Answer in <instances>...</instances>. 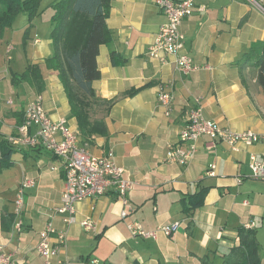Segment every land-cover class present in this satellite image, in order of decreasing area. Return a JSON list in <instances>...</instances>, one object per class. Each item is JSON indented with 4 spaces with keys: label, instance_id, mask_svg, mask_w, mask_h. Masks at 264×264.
<instances>
[{
    "label": "crops",
    "instance_id": "crops-1",
    "mask_svg": "<svg viewBox=\"0 0 264 264\" xmlns=\"http://www.w3.org/2000/svg\"><path fill=\"white\" fill-rule=\"evenodd\" d=\"M194 6L179 28L185 52L200 68L184 74L173 58L148 55L166 21L154 0H112L106 24L113 39L99 49L101 76L93 83L96 97L111 103L106 115L101 110L96 114L104 119L107 136L88 143L70 115L60 81L45 65L52 55L50 20L41 30L34 26L32 39L30 30L25 34L26 25L23 50H7L14 56L5 72L0 69V161L7 145L13 152L9 164L0 162V245L12 264H44L35 248L47 223L66 233V247L56 264H221V255L238 245V231L246 224L256 231L264 264V182L252 179L249 168L251 154L257 159L264 155V140L239 145L237 151L222 142L208 149L200 140L190 163L166 162L171 147L187 148L179 143V133L196 108L222 128L264 132V91L257 83L256 62L243 60L253 44L264 42V12L244 0H194ZM28 66L40 71L39 90L32 79L11 81V74L21 76ZM162 90L170 95L165 106L159 101ZM36 94L53 121L65 120L78 146L95 157L112 152L115 165L133 183L125 202L109 187L95 200L78 202L73 222L64 224L63 215L55 211L65 189L60 160L41 145L9 142ZM35 130L30 127V133ZM210 165L216 166L213 176L207 174ZM22 174L34 185L25 190L23 228L18 233L13 208ZM88 220L91 230L82 226ZM176 222L170 237L158 233L143 239L127 229L139 223L154 231Z\"/></svg>",
    "mask_w": 264,
    "mask_h": 264
},
{
    "label": "built area",
    "instance_id": "built-area-1",
    "mask_svg": "<svg viewBox=\"0 0 264 264\" xmlns=\"http://www.w3.org/2000/svg\"><path fill=\"white\" fill-rule=\"evenodd\" d=\"M258 10L264 12L261 0H244ZM155 6L162 12L166 21L160 26L154 41L148 50L151 58H159L164 54L173 58L177 68L184 74L197 71L200 66L187 55L184 49V36L180 32L183 18L189 17L195 9L194 0H154ZM11 48H8V52ZM170 95L166 90L159 94L161 105L169 103ZM36 130L30 133V127ZM204 140L207 148H212L216 142L227 144L233 151L239 145L251 146L264 140V132L255 133L250 130L233 131L220 127L216 122L204 118L200 108L190 111L185 127L179 133V143L187 144L186 149L180 147L170 148L166 162L179 165L190 163L197 153V142ZM12 145L36 147L41 145L56 156L65 175V189L60 205L55 210L63 215L65 225H70L74 220L75 205L85 199L95 200L105 194L107 188L112 187L125 202V194L133 183L126 177L123 168L115 165L112 152L105 156L91 155L85 146H78L77 137L66 125L65 120L53 121L45 112L43 98L40 94L34 95L27 103L23 114V121L18 127L16 136L9 138ZM215 165H210L207 174L215 175ZM249 168L254 180L264 182V155L257 159L255 155L249 156ZM34 185V180L22 174L14 199V229L21 233L23 228L22 213L25 208V190ZM121 218L126 217V212H121ZM179 223L160 226L154 231H146L139 223L127 225L129 233L134 237L143 239L156 238L158 233L167 237L174 234ZM86 230H91L93 224L90 220L82 223ZM252 228L246 224L244 229ZM66 247L65 231H57L47 223L37 237L36 252L43 259L44 264H56L60 250ZM0 264H12L11 255L0 245Z\"/></svg>",
    "mask_w": 264,
    "mask_h": 264
},
{
    "label": "trees",
    "instance_id": "trees-1",
    "mask_svg": "<svg viewBox=\"0 0 264 264\" xmlns=\"http://www.w3.org/2000/svg\"><path fill=\"white\" fill-rule=\"evenodd\" d=\"M41 1L0 0V40L21 13L27 16L26 34L34 19L43 12L40 8ZM111 3L112 0H52L49 4L52 11V55L46 59L45 65L60 81L68 100L70 115L76 119L84 143L97 136H107L104 119L98 118L96 114L101 110L106 115L111 103L96 97L93 83L101 76L96 63L99 49L113 39L106 24ZM249 59L256 62L257 83L264 91V42L253 44L249 48L243 60ZM10 76L13 83L29 82L32 79L39 86L36 87L38 90L42 87V77L36 66H28L21 76ZM139 91L140 89L132 90L127 95L133 96ZM12 152L8 145L3 149L1 164H9ZM238 240L237 246L221 255V264H262L256 231L241 228Z\"/></svg>",
    "mask_w": 264,
    "mask_h": 264
},
{
    "label": "rangeland",
    "instance_id": "rangeland-1",
    "mask_svg": "<svg viewBox=\"0 0 264 264\" xmlns=\"http://www.w3.org/2000/svg\"><path fill=\"white\" fill-rule=\"evenodd\" d=\"M51 0H42L40 3V8L43 10L41 15L37 17L33 22V27L30 28V38L32 39L35 34L34 26L38 27L40 30L42 26H48L51 17V8L49 7ZM45 23V24H44ZM27 25V16L24 13L19 14V16L14 20L10 29L4 32V39L0 41V69L3 67L2 73L5 72L6 67L10 63L11 56H14V51L12 53H7L8 48L11 50H23V34ZM12 62V61H11ZM6 67L4 68V66Z\"/></svg>",
    "mask_w": 264,
    "mask_h": 264
}]
</instances>
